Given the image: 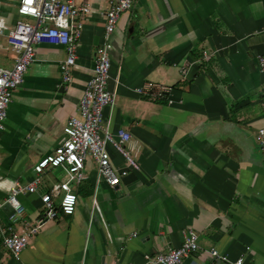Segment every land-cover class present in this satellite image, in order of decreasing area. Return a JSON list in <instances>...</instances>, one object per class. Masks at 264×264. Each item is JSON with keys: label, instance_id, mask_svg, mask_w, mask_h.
<instances>
[{"label": "crops", "instance_id": "0c3cea01", "mask_svg": "<svg viewBox=\"0 0 264 264\" xmlns=\"http://www.w3.org/2000/svg\"><path fill=\"white\" fill-rule=\"evenodd\" d=\"M73 1H87L90 11L80 19L71 81L60 83L63 48L40 43L12 91L0 129V202L62 143V126L76 112L103 41L108 0ZM15 2L0 4L7 27L18 18ZM108 42L107 89L114 95L101 125L129 133L124 147L139 168H127L107 146L111 165L127 168L110 187L96 182L95 163L85 160L84 178L70 185L73 213L44 221L17 259L0 244V264H142L143 254L178 246L188 229L200 249L182 264H234L238 257L264 264V72L257 63L264 0H134ZM11 62L2 34L0 66ZM147 84L150 92L158 86L169 92L136 91ZM62 178L60 169H46L37 190L18 197L26 218L38 215L39 193ZM10 212L3 203L1 231ZM210 247L225 259L211 257Z\"/></svg>", "mask_w": 264, "mask_h": 264}, {"label": "built area", "instance_id": "2783aa9c", "mask_svg": "<svg viewBox=\"0 0 264 264\" xmlns=\"http://www.w3.org/2000/svg\"><path fill=\"white\" fill-rule=\"evenodd\" d=\"M133 1L108 0L101 13L104 17L103 41L96 48L93 67L78 98L76 112L69 115L62 126V143L51 153L39 157L32 167L35 176L25 185L15 183L10 187L6 198L0 202V208L6 203L11 209L7 217L8 224L4 230H0V244L13 259L18 258L29 238L37 234L44 221L54 219L58 213H73L77 196L70 185L84 178L85 160L94 161L96 182L102 180L110 187L117 185L119 179L127 174V168H139L124 147L129 133L123 129L112 132L107 126L101 125L102 110L104 107H111L114 95L113 91L107 89L110 68L109 35L114 30L119 14L128 10ZM3 2L5 0H0V4ZM89 11L87 1L77 4L73 0H16L15 12L18 18L13 25L7 27L5 20L0 17V35L4 34L6 48L12 53L10 66H0V129L12 91L20 85L25 69L33 60L34 45L48 43L61 46L65 58L57 66L60 83L65 87L71 81V68L82 28L80 19ZM209 54L203 52V57L206 58ZM257 63L259 70L264 72V52L257 57ZM136 91L162 97L169 89L158 86L155 91L150 92L151 85L147 84L145 88L138 87ZM262 132V129L258 130L259 135ZM107 146L123 158L127 168H115L111 165ZM50 168L60 169L63 178L48 190L39 193L38 215L28 219L18 197L24 193L35 192L40 174ZM91 209L98 210L95 198H91ZM199 249L197 234L188 229L178 246L162 253H145L142 264H182L185 258ZM205 251L215 259H225L214 247ZM241 261L242 258L238 257L234 264H241Z\"/></svg>", "mask_w": 264, "mask_h": 264}, {"label": "rangeland", "instance_id": "374dc122", "mask_svg": "<svg viewBox=\"0 0 264 264\" xmlns=\"http://www.w3.org/2000/svg\"><path fill=\"white\" fill-rule=\"evenodd\" d=\"M8 55H10L9 53H7Z\"/></svg>", "mask_w": 264, "mask_h": 264}]
</instances>
